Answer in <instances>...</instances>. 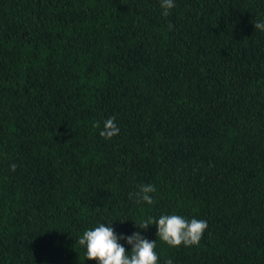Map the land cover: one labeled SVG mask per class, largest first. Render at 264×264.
Wrapping results in <instances>:
<instances>
[{"label": "trees", "instance_id": "obj_1", "mask_svg": "<svg viewBox=\"0 0 264 264\" xmlns=\"http://www.w3.org/2000/svg\"><path fill=\"white\" fill-rule=\"evenodd\" d=\"M256 22L264 0L167 17L161 0H0V264H99L78 240L101 223L156 241L157 264H264ZM142 184L151 205L129 198ZM173 214L207 221L198 246L137 225Z\"/></svg>", "mask_w": 264, "mask_h": 264}, {"label": "clouds", "instance_id": "obj_2", "mask_svg": "<svg viewBox=\"0 0 264 264\" xmlns=\"http://www.w3.org/2000/svg\"><path fill=\"white\" fill-rule=\"evenodd\" d=\"M174 7V0H161L163 15L167 17ZM255 30H264V22L254 23ZM172 26L170 25V28ZM95 127L99 128L97 123ZM120 132L115 123V117L104 121L100 136L110 140ZM13 171L16 165H11ZM138 191L129 194V198L136 202L153 203L152 193L156 191L151 184L138 185ZM141 229H147L149 225H155L158 228L157 236L159 240L165 242L168 246L176 248L181 245L185 247L198 246L204 232L208 228L206 220L191 219L187 221L179 215H161L158 220L149 218L144 223H137ZM125 239L129 245H132L131 251L119 243ZM79 245L86 248L87 260L98 261L99 264H157L158 256L154 249L156 241H150L140 235L139 232L131 236H118L113 227L103 223L94 229L86 230L78 240ZM130 253V255H129ZM166 264H173L171 259Z\"/></svg>", "mask_w": 264, "mask_h": 264}]
</instances>
